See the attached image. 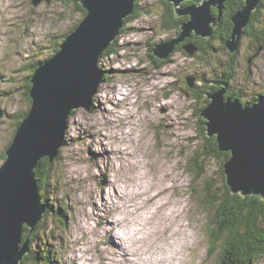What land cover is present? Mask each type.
Here are the masks:
<instances>
[{
    "label": "rangeland",
    "instance_id": "rangeland-1",
    "mask_svg": "<svg viewBox=\"0 0 264 264\" xmlns=\"http://www.w3.org/2000/svg\"><path fill=\"white\" fill-rule=\"evenodd\" d=\"M138 7L114 53L101 58L106 78L91 107L71 114L67 142L40 190L48 208L31 250L41 264L218 260L219 251L210 250L217 208L209 194L223 187L222 159L205 158L206 173L195 178L189 163L204 147L198 112L208 104L190 89L203 90L204 79L218 81L229 51L214 41L209 53L179 51L169 62L155 63L150 44L176 31L162 28V0H141ZM84 17L76 0H0V167L18 121L31 107L29 75L59 52L62 37ZM256 48L251 36L243 39L235 76L226 81L243 101L264 94V49ZM256 264H264V257Z\"/></svg>",
    "mask_w": 264,
    "mask_h": 264
},
{
    "label": "water",
    "instance_id": "water-1",
    "mask_svg": "<svg viewBox=\"0 0 264 264\" xmlns=\"http://www.w3.org/2000/svg\"><path fill=\"white\" fill-rule=\"evenodd\" d=\"M43 0H34L38 4ZM51 1V0H47ZM138 0H80L85 17L62 42L59 52L45 60L30 82L31 108L16 130L7 158L0 167V264H23L31 252L29 238L23 241L24 227L34 230L43 220L48 204L40 192L36 169L48 157L53 163L60 155L74 110L90 104L105 81L100 66L104 52L117 40L135 12ZM176 15H189L177 37L158 42L153 54L168 60L177 46L193 32L210 39L222 20L226 0H166ZM262 0H245L234 15V29L226 45L236 54L244 39V30ZM219 13L214 15L212 9ZM194 55L196 44L184 46ZM190 86L194 80L188 78ZM218 90L207 91L210 103L199 113L206 121L209 137L215 136L219 149L231 152L224 165L226 183L233 194L264 198V94L253 104L227 96L228 83L216 81ZM3 111H0V116Z\"/></svg>",
    "mask_w": 264,
    "mask_h": 264
},
{
    "label": "trees",
    "instance_id": "trees-1",
    "mask_svg": "<svg viewBox=\"0 0 264 264\" xmlns=\"http://www.w3.org/2000/svg\"><path fill=\"white\" fill-rule=\"evenodd\" d=\"M140 1L141 0H138L136 2L134 15L130 17H135L138 15L137 12L139 11L138 6ZM162 1L165 4V12L162 17V28L164 30H175L176 32L178 31L180 33L181 24L187 21L188 18L178 17L176 15V11L173 4L166 0ZM76 3L79 9H81L86 15L87 10L83 7L80 0H76ZM244 5L245 0H226V11L224 10L221 23H219V26L215 28L212 37L210 39H204L203 37H199V41L198 38H195V41H193V44L199 45V51L205 54L209 53L214 47V41H219L221 43L220 46L223 50H228L226 42L232 36L233 29L235 26L232 20L233 15ZM259 7H264V0L262 1ZM212 13L214 15H218L219 11L217 8H213ZM261 16V9L258 8L253 12L251 21L250 23H248L247 27L244 30V38L249 35L251 36V38H253V40L258 42V48H256V51L264 49V25L263 22L261 23ZM129 18L126 19L127 22L129 21ZM256 22L262 24V28H255ZM77 25H75L72 30H74ZM67 35L62 37V42L64 41ZM115 42L111 45L109 49L104 52V55L114 53L113 46L115 45ZM61 44L57 47V50L60 49ZM156 45L157 43L150 44L152 51L154 50V47ZM261 47L263 49H260ZM237 54L238 53H228L226 63L224 67L221 68L220 73L216 76L215 79H218V81H232L235 76V71L237 70ZM154 58L156 62H159V64H165L171 59L170 58L168 60L162 61L155 56ZM41 64L42 62H39V64L34 67L33 72H35ZM32 75L33 74L29 75L28 82L26 85L28 101L31 104L32 99L29 92L32 86V83L30 82ZM203 84H205L204 86H202L203 90L200 89L199 91H195L194 95L197 100L201 98L205 100L207 104H209L210 99L207 97L206 92L209 90H217L221 87V85H217L216 81L209 82L205 81V79ZM191 89L190 91H192ZM190 91L189 93H191ZM227 95L236 96L242 100V93L235 92L232 87L228 89ZM258 100L259 98L256 97L253 98L251 101H242L246 105L253 104ZM30 108L26 111L25 114L23 113L22 119L18 121V126L28 114ZM201 110H199L198 114L201 112ZM200 119L201 129L204 137V147L201 153L195 154L191 158L192 160L190 159L189 163L192 167L193 173L196 176L195 178L199 179L204 173H206V168L204 166L205 158L213 157L217 159H222L220 164V172L222 175L223 187H219L217 190L214 189L211 194H209V201L215 203L217 208V210L213 211L212 213V215L216 214L214 219V225L211 224L209 226V237L212 245L210 250L212 252L214 250L219 251V256L216 264H256V262L261 257H264V198L258 195L243 197L241 194L232 193L231 188L226 183V175L224 171V165L231 157V152H223L219 149V143L217 141V138L215 136L209 137L207 135L205 119L202 116H200ZM12 141L4 151V161L7 158L6 151L12 144ZM66 142L67 138L65 139V143ZM202 158L204 159L202 160ZM52 170L53 163L50 162L48 157L44 158L40 162L39 167L36 169L37 177L40 179L39 185L41 190L45 188L48 178H50L51 176ZM210 186L209 187L212 188L213 184H210ZM194 191L196 190L194 189ZM41 195L43 197V200L47 199L42 192ZM41 222L42 221H40V223L36 226L34 230L30 229L28 226L24 227L23 241L29 238L31 248L34 244H36L37 239L39 238L38 231L39 228H41ZM30 259H33L35 264H41L42 261L40 260L41 258H39L38 255L32 254V250L25 257L23 264H29Z\"/></svg>",
    "mask_w": 264,
    "mask_h": 264
},
{
    "label": "flooded vegetation",
    "instance_id": "flooded-vegetation-1",
    "mask_svg": "<svg viewBox=\"0 0 264 264\" xmlns=\"http://www.w3.org/2000/svg\"><path fill=\"white\" fill-rule=\"evenodd\" d=\"M189 2H191V3H189ZM189 2L188 1H186V2H184V5H189V4H198L200 1L199 0H189ZM226 9V7L224 8V10ZM213 10V9H212ZM226 11V10H225ZM179 17H187L188 18V20L190 19V16L189 15H182V16H179ZM187 20V21H188ZM186 22V21H185ZM221 23V22H220ZM219 26V25H218ZM178 34H179V32L177 31L176 33H175V36L174 37H172V38H169V39H173V38H175V37H177L178 36ZM199 37H202V36H200V35H198V34H196L195 32H193L190 36H188V37H186L178 46H177V49H176V52H179V51H183V52H186V50H185V48H184V46L185 45H188V44H191V43H193V41H195V38H198V41H199ZM168 39V40H169ZM205 39V38H204ZM199 43V42H198ZM197 47H198V50L196 51V53H198V52H201V51H199V45H197ZM260 49H263L262 47L260 48ZM175 53H173V55H174ZM173 55H171V57L173 56ZM170 57V58H171ZM169 58V59H170ZM155 63H159V62H156L155 61ZM231 88V86H229V88L228 89H230ZM192 91H193V93L192 94H194L195 93V91H199V86H197V89H191ZM227 92H228V90H227ZM227 96H231V95H227ZM234 97H236V96H234ZM244 103V102H243ZM206 121V120H205Z\"/></svg>",
    "mask_w": 264,
    "mask_h": 264
},
{
    "label": "bare ground",
    "instance_id": "bare-ground-1",
    "mask_svg": "<svg viewBox=\"0 0 264 264\" xmlns=\"http://www.w3.org/2000/svg\"><path fill=\"white\" fill-rule=\"evenodd\" d=\"M247 25H248V24H247ZM55 55H56V54H55ZM48 59H49V58H48ZM44 61H45V60H44ZM44 61H42V63H43ZM31 105H32V104H31ZM90 107H91V105H90ZM26 116H27V115H26ZM24 119H25V118H24ZM24 119H23V120H24ZM21 123H22V122H21ZM21 123H20V124H21ZM18 127H19V126H18ZM65 137H67V136H65ZM65 144H66V143L64 142V145H65ZM114 236H115V235H114ZM117 237H119V236H117ZM117 237L115 236L116 239H118ZM113 245H114V247H115V249H116L117 251L120 250L119 248L116 247V245H115L114 243H113ZM124 246H125V244H124ZM121 251H123V250H121ZM118 252H119V251H118Z\"/></svg>",
    "mask_w": 264,
    "mask_h": 264
}]
</instances>
